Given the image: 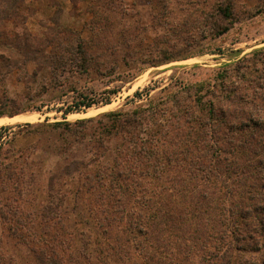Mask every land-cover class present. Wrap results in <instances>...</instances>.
<instances>
[{"label": "trees", "instance_id": "16d2710c", "mask_svg": "<svg viewBox=\"0 0 264 264\" xmlns=\"http://www.w3.org/2000/svg\"><path fill=\"white\" fill-rule=\"evenodd\" d=\"M27 1L11 3V18L17 24L12 40L18 55L35 63L34 80L48 68L55 87L63 86L61 78L67 72L90 75L97 66V58L91 53L94 39L102 36L114 47L121 43L131 58L142 53L137 27L132 24L138 14L134 15L124 0H70L73 10L78 11L80 5L85 4L93 15L89 24L92 38L88 40L80 31L62 26L54 18L42 25V30L32 32L34 35L25 33L28 20L21 12L28 8ZM98 2H103L101 8L105 7L108 12L96 10ZM153 6L159 10L155 16L166 20L162 26L166 28L167 22L174 23L170 31L186 43L218 38L227 34L236 21L234 0H157ZM263 12L264 0H258L253 15ZM176 19H180L179 22ZM164 52L162 50L161 54ZM177 58L176 55L162 57L154 66L177 61ZM222 84L220 92L226 104L234 106L250 100L251 106L244 115L246 121L240 120L233 125L224 120L238 109L230 105L225 109L217 108L214 101L205 100L210 95L218 98L215 89L203 95L204 87L193 86L196 98L187 108L179 105L176 96L171 99L175 105L171 110L175 112L178 108L189 119V132L184 142L193 147L179 154L186 159L189 179L200 181L194 191L201 200L206 198L212 182L219 191L218 203L213 209L220 219L212 220V225L214 221L218 225L211 235L192 238L189 231L182 238L175 235L176 225L195 228L202 221L199 215L206 210L186 211L184 193L188 190L167 187L165 177L171 172L168 166L178 164L180 155L175 141L170 143L162 139L160 118L173 112L162 110L159 104L148 103L127 111L108 112L98 118L43 125L47 132L59 136V154L64 159L61 170L52 172L47 179L51 203L61 206L60 203L70 200L72 203H93L94 207H84L83 211L89 216L56 223L59 232L55 234L47 231L40 235L25 234L20 230L27 227L29 229L23 231H31L36 224L31 221L25 224L14 217L18 228L9 237L16 242L0 237V264H264V259L259 261L255 256L245 259L238 245L243 237L252 238L250 232L264 229V48L242 58L236 67L235 80ZM48 88L44 85L45 93ZM83 100L88 99L83 96ZM94 105L92 100L77 102L64 112V116ZM222 126L229 131H240L241 138L238 144L230 147V157L224 159L228 167L212 170L223 159L219 153L225 149L218 139ZM8 129H0V139ZM1 146L2 143L0 149ZM199 151L213 159L208 161L206 156L189 155ZM238 155L242 156L240 160L245 166L234 161ZM26 166L0 167V177L6 176L5 182L15 185L16 199H23L24 185H29L28 178L33 179L27 175ZM57 184L58 189L55 188ZM192 187H189L191 194ZM255 194L259 198L257 201L253 197ZM177 206L185 209L178 210ZM57 210L51 208L52 212ZM213 242L214 246L209 247Z\"/></svg>", "mask_w": 264, "mask_h": 264}, {"label": "rangeland", "instance_id": "374dc122", "mask_svg": "<svg viewBox=\"0 0 264 264\" xmlns=\"http://www.w3.org/2000/svg\"><path fill=\"white\" fill-rule=\"evenodd\" d=\"M14 1L0 0V119L11 117V114L18 116L35 113L39 116L34 122L0 125V129L9 127L3 133L4 138L0 139V144L2 143L0 167L8 165L25 167L27 165L29 169L27 175L33 178H28L29 185H24L25 194L21 200L14 198L15 185H8V182H5L6 176L0 177V207L2 208L0 237L3 236L7 240L9 236L15 234L18 226L14 217L15 220L24 221L25 224L30 221L36 224V227L30 229L31 231H23V229L28 230L27 227L20 230L25 234L40 235L46 231L49 234H55L59 232L56 223L63 224L67 220L72 222L78 220L88 214L87 211H83L84 207H94L93 203H81L80 201L72 203L70 200L60 203L61 206H57L58 204L54 202L51 203L47 191V179L52 172L61 170L64 159L59 154L61 149L59 136L47 132L43 125L62 121L74 123L81 119L98 118L108 112L127 111L148 103L159 104L162 110H171L175 106L171 99L175 96L180 101L179 105L187 108L196 98L192 90L193 86L204 87L201 93L203 95L208 90H218V98L210 95L205 99L214 101L217 108L225 109L230 105V108L238 109V111L234 110L232 117H225L224 120H228L233 125L240 120H247L244 115L245 110L251 106L250 100L231 106L232 104H226V99L222 97L224 94L220 90L222 83L228 84L230 80H235L236 67L242 58L256 49L264 48V12L253 15L257 10L258 0H234L236 21L231 30L215 39L189 42L192 44L186 43L180 36L170 31V26L174 28V23L167 22L169 26L166 28L162 26L166 20L161 16H155L159 11H156L153 6L157 0H124L130 11L134 15L138 14L132 19V24L137 27V35L142 43L140 56L134 58L127 56L126 49L121 46V43H119L120 46L114 47L113 43L108 44L103 36L94 39L95 46L91 53L97 58V66L90 75L79 76V74L72 75L67 72L61 78L64 81L62 87L54 86L55 82L49 68L44 74L39 73L34 80L32 75L36 70L35 63L28 62L27 58L18 55L15 51L12 38L15 36L17 24L15 25L11 18V3ZM25 5L28 8L22 9L21 12L27 16L28 20V29L25 26V33L29 32L32 35V32L42 30V25L54 18L59 21L60 25L80 31L84 39L92 38L89 24L93 20V15L85 4H81L78 11L73 10L70 0H28ZM102 5L103 2H98L95 9L99 12H108L105 7L101 8ZM58 6L61 7L60 10ZM179 20L176 19L177 22ZM105 44L108 46L105 47ZM162 50L166 52L161 54ZM173 55L178 56L179 60L154 66L160 62L158 59ZM156 61L159 62L154 64ZM44 85L49 87L46 93ZM83 96H86L88 100H83ZM91 100L95 101L94 106L82 108L79 112H71L66 117L64 116V112L75 103ZM258 111H260L259 108ZM217 116L222 118L219 113ZM187 120H189L187 115L180 112L178 108L175 112H169L165 117L160 118L164 136L162 139L170 143L175 141L178 154L189 150L188 147H193L192 144L186 146L184 142V137L189 132ZM242 128H245V125ZM240 135V131H229L227 127H221L218 139L222 141L221 145L225 150L219 153L220 158L223 157L219 166L210 165L213 167L212 170H222L228 167L224 159L230 157L228 151H231L230 147L233 143L238 144ZM189 155L206 156L208 161L213 159L202 151L194 154L190 152ZM26 158L28 161H25ZM240 158L242 156L238 155L234 161L237 165L245 166ZM182 159L185 162H181ZM167 170L171 171L170 175L165 177L167 187H174L178 191L188 190L184 193L186 211L200 208L206 210L204 214L199 215L202 221H199L195 228L176 225L175 235L182 238L185 237L184 234L187 231L191 233L192 238L202 237L205 234L211 235L212 229L218 225L215 221L212 225V220L217 217L213 206L218 203V188L213 182L209 184L210 189L206 193V198L201 200L198 192L194 191V186L200 181L194 182L189 179L191 177L188 173L186 159L182 155H180V162L178 164L175 162L171 167L168 166ZM192 185L191 194L189 187ZM55 188L58 189L59 185L57 184ZM253 197L255 201L259 199L257 194ZM236 202L240 203L238 200ZM75 206L76 209H74ZM51 208L58 210L52 212ZM177 209L181 210L185 207L177 206ZM17 210L18 214H16ZM218 219L220 217H217L216 221ZM50 221L49 226H46V223ZM250 234L252 238L243 237L238 242L239 250L242 251L245 259L255 256L259 261L263 260L264 229H256ZM9 240L16 242L10 237ZM213 244L215 243L213 242L209 247L214 246Z\"/></svg>", "mask_w": 264, "mask_h": 264}, {"label": "bare ground", "instance_id": "6f19581e", "mask_svg": "<svg viewBox=\"0 0 264 264\" xmlns=\"http://www.w3.org/2000/svg\"><path fill=\"white\" fill-rule=\"evenodd\" d=\"M38 116L39 115L35 114V113H27V114H24V115H18L16 117L12 118V119L2 118V119H0V125L9 124V123L34 122V121L37 120Z\"/></svg>", "mask_w": 264, "mask_h": 264}, {"label": "crops", "instance_id": "0c3cea01", "mask_svg": "<svg viewBox=\"0 0 264 264\" xmlns=\"http://www.w3.org/2000/svg\"><path fill=\"white\" fill-rule=\"evenodd\" d=\"M14 117H16V116H14ZM14 117H4V118H9V119H12V118H14ZM2 119V118H1Z\"/></svg>", "mask_w": 264, "mask_h": 264}]
</instances>
